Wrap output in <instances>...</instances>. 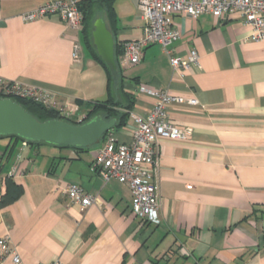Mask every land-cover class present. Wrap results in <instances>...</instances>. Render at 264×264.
I'll return each instance as SVG.
<instances>
[{
  "label": "crops",
  "instance_id": "1",
  "mask_svg": "<svg viewBox=\"0 0 264 264\" xmlns=\"http://www.w3.org/2000/svg\"><path fill=\"white\" fill-rule=\"evenodd\" d=\"M47 1L0 0V87L48 91L57 107L84 116L86 107L75 101L105 98L107 73L81 31L60 16L23 20ZM114 7L117 40L140 38L138 0H115ZM171 18L180 32L174 54L194 48L200 66L180 77L160 44L146 47L138 64L122 66L132 111L148 114L157 102L153 91L198 100L168 105L171 122L192 132L159 141L161 223L132 212L126 184L92 171L100 145L80 151L18 144L8 159L13 139L0 138V196L15 166L24 187L19 199L0 206V239L10 234L24 264H264V39L245 40L252 30L239 13ZM131 123L130 115L114 130L120 141L132 138ZM70 183L96 202H72L64 192ZM0 264H14L1 246Z\"/></svg>",
  "mask_w": 264,
  "mask_h": 264
},
{
  "label": "built area",
  "instance_id": "2",
  "mask_svg": "<svg viewBox=\"0 0 264 264\" xmlns=\"http://www.w3.org/2000/svg\"><path fill=\"white\" fill-rule=\"evenodd\" d=\"M79 0H49L22 15L23 20L33 21L39 18L58 15L75 31H80L83 25V14L78 6ZM139 10L144 20L142 36L124 42L123 53L120 55L121 66L138 64L145 48L160 44L169 55L173 69L182 77L183 71L190 66H200V55L196 49H191L185 56L174 54L171 46L180 38V32L173 24L171 16L174 13L194 17L202 14H213L218 19L225 18L230 13H239L245 26L252 32L245 38L247 41L264 39V0H138ZM81 45H74V57L79 58ZM35 97L42 102L56 106L53 96L48 91L22 87L19 85H4L0 87V96L12 94ZM157 97L156 104L146 115L131 111L132 138L123 142L109 131L95 155L92 171L105 182L116 178L126 184L132 191V212L145 222L153 225L161 223L160 189L157 182L160 152L158 149L161 138H187L192 129L179 127L171 122L168 105L176 103L198 104L196 98L171 95L165 91H153ZM62 109V108H60ZM23 142V146H26ZM17 167L10 175L15 176ZM70 200L87 207L96 202L97 197L85 191L75 183H70L64 189ZM4 256H11L14 264H24L21 254L11 243L10 234L0 239ZM36 264H60L58 260L38 262Z\"/></svg>",
  "mask_w": 264,
  "mask_h": 264
},
{
  "label": "trees",
  "instance_id": "3",
  "mask_svg": "<svg viewBox=\"0 0 264 264\" xmlns=\"http://www.w3.org/2000/svg\"><path fill=\"white\" fill-rule=\"evenodd\" d=\"M115 0H79L78 6L83 14V25L81 28L83 42L86 45L91 56L100 63L107 73V92L106 97L103 99H95L89 101L76 100V103L81 108L86 107L84 116L80 119L77 117H72L65 115L57 106H52L36 99L35 97L25 96L20 94L7 95V97L20 103L26 110H28L32 115H34L38 120L44 121L48 119H64L75 124L84 123L96 115H101L105 120H110L112 118L116 119V126L111 129L125 125L128 122L130 112L133 109L135 99L134 95L129 92L126 88V77L123 73L122 66L120 64V55L123 53L124 43H120L116 38V12L114 7ZM97 18H102L106 23L115 38V58L118 64L119 72V82L116 85L114 77L104 62L102 57L98 54L96 47L93 43L92 32L94 29V22ZM13 85V84H8ZM2 97V96H1ZM109 130V131H111ZM107 131L100 142L95 145L99 146L102 144ZM0 138H10L13 139V144L8 147L5 151L7 153V158L9 159L14 154V149L18 144L25 142L21 137L13 135ZM50 145L45 142H30L27 145ZM53 146V145H50ZM94 146V147H95ZM58 148L70 147L75 150H85L90 148L85 147H72V146H54ZM92 148V147H91ZM24 192V187L22 184L18 183L14 176L8 175L6 178V190L0 196V206L5 207L17 199H19Z\"/></svg>",
  "mask_w": 264,
  "mask_h": 264
},
{
  "label": "water",
  "instance_id": "4",
  "mask_svg": "<svg viewBox=\"0 0 264 264\" xmlns=\"http://www.w3.org/2000/svg\"><path fill=\"white\" fill-rule=\"evenodd\" d=\"M92 37L98 54L109 67L117 85L119 72L115 58V38L102 18L94 22ZM115 126V118L105 120L101 115L81 124L64 119L41 121L17 101L0 96V137L16 135L26 143L45 142L53 146L91 148Z\"/></svg>",
  "mask_w": 264,
  "mask_h": 264
},
{
  "label": "rangeland",
  "instance_id": "5",
  "mask_svg": "<svg viewBox=\"0 0 264 264\" xmlns=\"http://www.w3.org/2000/svg\"><path fill=\"white\" fill-rule=\"evenodd\" d=\"M98 19V18H97ZM94 30V29H93ZM76 102V101H75ZM77 104V103H76ZM78 105V104H77ZM62 112L65 114V115H69V116H72V117H77L78 119L82 118L83 117V114L80 113L79 114H76L75 111H74V108H62ZM96 147V146H95Z\"/></svg>",
  "mask_w": 264,
  "mask_h": 264
}]
</instances>
